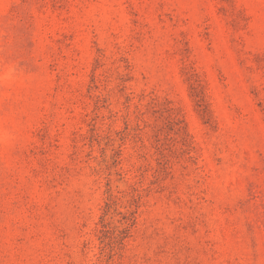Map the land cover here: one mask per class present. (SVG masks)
Wrapping results in <instances>:
<instances>
[{
	"label": "rangeland",
	"instance_id": "obj_1",
	"mask_svg": "<svg viewBox=\"0 0 264 264\" xmlns=\"http://www.w3.org/2000/svg\"><path fill=\"white\" fill-rule=\"evenodd\" d=\"M0 264H264V0H0Z\"/></svg>",
	"mask_w": 264,
	"mask_h": 264
}]
</instances>
